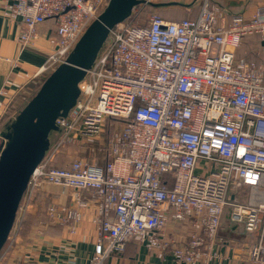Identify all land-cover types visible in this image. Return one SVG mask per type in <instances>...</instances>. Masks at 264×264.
Returning <instances> with one entry per match:
<instances>
[{"label":"built area","instance_id":"1","mask_svg":"<svg viewBox=\"0 0 264 264\" xmlns=\"http://www.w3.org/2000/svg\"><path fill=\"white\" fill-rule=\"evenodd\" d=\"M108 1H5L6 18L19 25L20 50H41L42 39L49 47L30 80H5L0 118L26 85L42 82L65 61ZM160 1L143 0L109 31L79 83L75 105L57 120L29 178L18 221L45 185L71 191L76 202L50 203L45 215L65 224L74 208L78 220L86 191L101 214L87 264H107L128 244L157 247L178 264H210L216 254L205 250L221 240L226 215L228 226L246 237L247 264H264V46L258 64L236 57L244 36L259 34L264 41V4L250 14L228 13L212 0H199L194 19L152 14L139 23L142 8ZM46 20L54 23L50 36L39 33ZM108 126L113 130L106 140ZM67 145L87 154L68 167L54 166ZM169 218L188 223L187 235L165 238ZM15 237L1 249L0 264ZM20 264L57 263L25 256Z\"/></svg>","mask_w":264,"mask_h":264},{"label":"crops","instance_id":"2","mask_svg":"<svg viewBox=\"0 0 264 264\" xmlns=\"http://www.w3.org/2000/svg\"><path fill=\"white\" fill-rule=\"evenodd\" d=\"M5 1L0 0V89L4 86L5 80L11 78L17 84H24L34 75L37 68L42 65L49 45L41 40V50L27 48L20 50L16 40L19 32V25L15 21L6 18ZM8 1V0H7ZM232 4L237 10L247 14L263 5L264 0H223ZM228 13H232L225 5H221ZM233 10H236V9ZM53 21H47L39 29L42 36H47L48 27ZM30 85V84H28ZM26 85V87L28 86ZM25 87V88H26ZM1 98V97H0ZM63 167H68L71 161L59 162ZM42 192L46 195L49 203L64 205L67 207L76 206L75 197L71 191L57 186L45 185ZM84 193V194H83ZM81 201L86 206L80 209L79 219L75 220L76 211L73 210L69 222L61 224V229L53 234H47L42 238L34 239L31 243L24 242L22 256L35 258L41 262H56L66 264L68 259H73V264H87L89 254L93 251V245L98 238V222L101 216L99 204L96 197L90 192H82ZM228 218L222 219L220 228V241L211 244L208 251L216 254L210 264H247L243 240L246 237L239 235L235 229L228 226ZM74 226L75 232L70 233L69 228ZM189 231L188 223H177L169 218L165 228V238L180 240ZM222 235V237H221ZM225 239H224V238ZM18 240V239H17ZM20 249V248H18ZM107 264H178L174 259L157 247L148 248L146 244H128L125 252L117 257L108 260ZM184 264V263H180Z\"/></svg>","mask_w":264,"mask_h":264},{"label":"water","instance_id":"3","mask_svg":"<svg viewBox=\"0 0 264 264\" xmlns=\"http://www.w3.org/2000/svg\"><path fill=\"white\" fill-rule=\"evenodd\" d=\"M143 0H109L77 40L65 61L39 85L26 104L1 132L0 251L17 218L29 178L50 145L57 120L66 116L79 95V83L92 66L109 31L124 21ZM159 7L169 3H152ZM264 46V41L262 42Z\"/></svg>","mask_w":264,"mask_h":264},{"label":"trees","instance_id":"4","mask_svg":"<svg viewBox=\"0 0 264 264\" xmlns=\"http://www.w3.org/2000/svg\"><path fill=\"white\" fill-rule=\"evenodd\" d=\"M179 1H185V2H179ZM161 3H169L173 2L174 4H164L159 7H153L151 5H146L142 9L146 10L147 8H154V9H172L173 7H181L184 8V12L186 13V17H183L181 19H194L200 9V1H194L192 5L187 0H162ZM227 1L223 0H212V5H225L226 8H229L232 13L238 12V10L230 3H226ZM191 7V11H187V6ZM236 10H233V9ZM160 15L166 17L163 15V13L159 12ZM180 19V20H181ZM47 21L52 20H46L43 22L42 25H44ZM54 30V23L50 24L48 27V33L47 36H50L53 34ZM262 41L259 34H250L246 35L242 38L241 44L236 50V57L237 58H245L248 61H252L255 63L260 62V56L256 54V49L262 48ZM246 48V49H244ZM41 81L38 82V84H30L28 85L20 94H18L15 99L12 102V106L8 108V110L4 113V115L0 118V134L2 131L5 130L6 126L9 124V122L12 120V118L17 114V112L26 104V102L31 98V96L35 93L37 88L39 87ZM113 128L111 126L107 127L106 134L104 135V138L107 140V138L110 136ZM56 134V131L51 132L50 134V140L54 137ZM2 138L0 136V142ZM87 154L86 150L79 151L75 145H67L63 152H60L54 159L53 164L54 166L62 165L59 162H68L73 161L78 156H84ZM84 192V191H83ZM84 194V193H83ZM50 203L48 202L46 195L41 190L37 191L32 201L29 205V207L26 209L24 215L22 216L19 226L16 231V241L17 239L20 240L22 237H24L23 241L25 243H29L30 241L38 238H42L43 236H48L47 234H54L55 231L61 229L62 225L60 223H57L56 221L52 220L50 217L45 215V210L48 207ZM228 222V221H227ZM178 223V222H177ZM220 233V231H219ZM220 236V235H219ZM222 237V235H221ZM28 238V239H27ZM224 238V237H223ZM226 238V237H225ZM224 238V239H225ZM32 239V240H29ZM27 241V242H26ZM24 242L22 245L24 246ZM14 250L12 252V255L9 256L7 263L5 264H20L23 262L24 257L22 256V248ZM19 247V246H18Z\"/></svg>","mask_w":264,"mask_h":264},{"label":"rangeland","instance_id":"5","mask_svg":"<svg viewBox=\"0 0 264 264\" xmlns=\"http://www.w3.org/2000/svg\"><path fill=\"white\" fill-rule=\"evenodd\" d=\"M179 2H185V1H179ZM183 9L184 8H181V7H173L172 9L170 8V9H166V10H163V9L160 10V9H154V8L153 9L152 8H147L146 10L142 9V14L139 15V18H138L139 21L138 22L139 23L145 22V16L146 15H152V14L158 15V16L162 17L163 19H166V20H180L181 18L187 16ZM159 12L160 13L162 12L163 15H165L166 17L160 15ZM244 49H246V48H244ZM259 51H260L259 49H256V54H258ZM225 217H226V215H225ZM18 224H19V221H18V217H17V219H16V221L14 223V226H13V228L11 230V235H10V238H9L6 246H8L9 243L13 240V238L15 236V233L17 231V228L19 226ZM23 238L24 237H22V239ZM22 239H21V241H22ZM29 240H32V239H29ZM31 242L32 241H30L29 243H31ZM21 246H22V242H20V240L15 241L9 247L8 253L4 257L5 259L3 261V264H5V262L7 263L9 256L12 255V252H14V250H16V249L18 250V248H20Z\"/></svg>","mask_w":264,"mask_h":264}]
</instances>
